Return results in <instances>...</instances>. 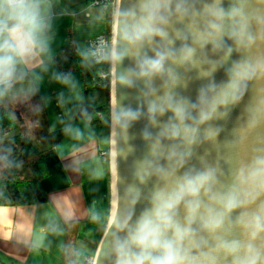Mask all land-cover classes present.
Segmentation results:
<instances>
[{
	"label": "clouds",
	"instance_id": "obj_1",
	"mask_svg": "<svg viewBox=\"0 0 264 264\" xmlns=\"http://www.w3.org/2000/svg\"><path fill=\"white\" fill-rule=\"evenodd\" d=\"M222 5L223 0H135L121 9L122 47L93 54L112 65L133 59L135 67L120 72L118 82L129 89L143 82V104L115 113L122 136L127 140L145 106L149 126L160 128L155 137L144 129L150 159L137 162L135 173L141 185L157 180L150 206L134 222V212L123 218L111 246L113 264H264V136L256 135L264 127V88L247 109L237 139L227 145L232 154L227 162L234 164L230 182L225 183L218 163L203 160L201 169L180 174L195 148L217 141L221 129L212 121L225 118L250 84L264 83V0H231L227 10ZM50 7L51 0H0V98L47 51ZM176 41L181 43L178 49ZM209 46L218 59L208 58ZM234 51L242 59L232 62L227 82L217 86L211 78ZM177 68L198 69L201 78L211 81L199 90L195 103L176 94L178 87H187ZM157 79L159 90L154 87ZM167 113L171 117L160 124L158 118ZM165 141L171 146L165 147ZM237 230L240 239L234 238Z\"/></svg>",
	"mask_w": 264,
	"mask_h": 264
},
{
	"label": "crops",
	"instance_id": "obj_2",
	"mask_svg": "<svg viewBox=\"0 0 264 264\" xmlns=\"http://www.w3.org/2000/svg\"><path fill=\"white\" fill-rule=\"evenodd\" d=\"M109 30V11L103 7L84 0H51L47 51L24 71L29 88L42 98L48 128L66 131L46 157L49 174L41 180L46 200L0 205V264H61L76 253L93 254L75 247L76 239L84 237L81 222L92 212H100L102 225L108 222L112 174L99 152L110 147L109 137L105 143L102 125L77 115L83 102L104 104L105 93L101 88L84 93L79 73L62 72L53 56L71 42L83 47ZM46 136L50 149L52 138Z\"/></svg>",
	"mask_w": 264,
	"mask_h": 264
},
{
	"label": "water",
	"instance_id": "obj_3",
	"mask_svg": "<svg viewBox=\"0 0 264 264\" xmlns=\"http://www.w3.org/2000/svg\"><path fill=\"white\" fill-rule=\"evenodd\" d=\"M135 3V0H117L116 9L114 13L113 26H112V39L111 48H121V32L123 30V20L121 9H127ZM231 0H223V7L227 10L230 7ZM255 7V5H253ZM177 28L183 29L184 25L177 24ZM229 45L230 41H226ZM181 46L180 41H176V48ZM149 56L153 55L151 50L146 49ZM207 56L210 60L218 59L211 52V46L207 49ZM199 56L200 53L198 52ZM242 59L241 55L235 51L232 54L231 59L220 67L211 78L217 84V86L226 83L228 80L227 69L231 67L232 62ZM110 70V169L112 174V203L110 207V216L105 229L98 241V244L94 252L93 264H113L114 257H111V246L113 238L117 235V229L120 227L123 218L126 215H133V222L140 215V213L149 207V196L154 190L157 180L155 177L148 180L146 184L141 185L136 177L137 162L149 158V148L147 143L144 141L142 133L147 127L155 137L159 131V127H150L147 119V109L144 107L143 111L145 115L136 123H134L128 130L127 140L122 136L120 129L117 127L114 116L119 108H131L137 110L142 104L143 99L141 92L144 88L143 82H138L135 88L129 89L122 87L118 82V75L120 72L125 71L129 68H134L135 64L133 59L126 58L122 64L112 65ZM176 71L180 76L187 81V87L180 86L175 92L177 95L189 99L195 103L198 98L199 90L209 84L211 81L207 78H201L199 76L198 69H192L185 72L183 69L177 68ZM154 87L158 90L161 88V81L157 79L154 81ZM264 88V83H252L248 86V91L243 97L242 101L231 107L228 115L222 119H216L212 121V126L219 127L221 132L215 143H202L200 146L194 149V155L185 166L187 171L188 168L194 167L201 169L202 160L211 165L217 163L225 173V183L230 182L231 169L234 164L227 162L230 155L227 145L237 139L236 130L246 124L247 121V109L253 105L257 99L258 91ZM163 95V92H159ZM223 111V110H221ZM171 113H167L164 117L158 118L160 124H164L171 117ZM203 129H201V135ZM256 135L264 136V127L260 128ZM255 139H250V144ZM165 147H170L168 141L164 142ZM126 155H123V153ZM161 165L167 167L166 160L160 161ZM136 197H139L138 202L134 203ZM264 203V199L260 201ZM255 209H252L254 211ZM239 215V212L234 213L232 219L235 220ZM181 216L183 212L181 211ZM120 239H123V235H119ZM234 238L240 239L241 233L237 230L234 233ZM259 247V244L257 245ZM231 264V261H228Z\"/></svg>",
	"mask_w": 264,
	"mask_h": 264
},
{
	"label": "trees",
	"instance_id": "obj_4",
	"mask_svg": "<svg viewBox=\"0 0 264 264\" xmlns=\"http://www.w3.org/2000/svg\"><path fill=\"white\" fill-rule=\"evenodd\" d=\"M90 5L92 0H84ZM110 34V30L108 32ZM53 60L64 73L77 71L81 78L82 91L86 93L92 88L99 87L105 93V102L102 105L92 107L86 102L80 106L77 115L85 116L93 125H102V120L110 118V63L106 59L96 60L85 45L76 47L69 43L63 50L53 56ZM100 71L106 74L99 76ZM28 94L33 98L30 106H23L22 111L28 113V119L33 123L26 131L20 130V124L26 123L27 118L21 116V109L11 104L15 98H10L9 93L0 98V138L8 135L0 146V205H24L44 202L46 194L42 188L41 180L49 174L46 157L53 151V146L64 135L66 129L51 131L48 128L46 114L43 108L42 98L39 93L32 91L28 86V78L23 69L21 81L17 83L12 91ZM100 112L102 119L95 117ZM27 119V120H26ZM107 128V126H106ZM37 136L49 135L52 138L50 149H40L32 133ZM106 134L107 129H106ZM34 136V135H33ZM107 158L103 161L104 168L109 169V150ZM27 168V173L23 171ZM100 223V212H92L81 222V232L84 236L90 235ZM83 236V235H82ZM80 259L83 254H75Z\"/></svg>",
	"mask_w": 264,
	"mask_h": 264
},
{
	"label": "rangeland",
	"instance_id": "obj_5",
	"mask_svg": "<svg viewBox=\"0 0 264 264\" xmlns=\"http://www.w3.org/2000/svg\"><path fill=\"white\" fill-rule=\"evenodd\" d=\"M116 2H117V0H113L112 4L110 5V7L108 9L109 16H110V29H111L110 30V36H112V26H113L114 13H115V9H116ZM111 39H112V37H111ZM109 48H111V44H110ZM23 89H25V88L21 87V90H18L17 92H14V91L9 92L10 98H15V101H12V99H11L10 105H13V103H14L15 106L18 107V104H19V109H21V111H20L21 116H23V117L25 116L28 119V117H29L28 113L26 114L24 111H22V107L23 106H30L31 101L29 100V98L30 99H33V98L29 97L28 94H25V93L23 94L22 93ZM110 120H111L110 118H109V121L107 119H103L102 120V126L100 128L102 131L105 130V132L107 129L108 136H106L105 134H102V137H103V141L105 143L107 141V137H109V146H110V130H111V127H110L111 121ZM32 124L33 123L30 122V119H28L26 123L20 124V130L26 131V130H28V128L30 129L32 127ZM98 124L96 126L99 128L100 125H98ZM106 126H107V128H106ZM7 136L8 135H5L4 137L0 138V146H1V143L7 138ZM32 137L34 138L36 145L40 149H45L48 146L47 142L49 139L47 136L35 137V134L32 133ZM108 150H109V161H110V147L108 148ZM0 167H1V165H0ZM109 167H110V165H109ZM23 171L25 173H27V168L23 167ZM106 224H107V222L104 225H102V223H99V225L96 227L95 231L93 233H91L90 235H87V238L85 236H84L85 238L84 237L77 238L75 241V247L80 252L93 253L92 255L94 256L95 248L98 244V240H99L100 236L102 235V233L105 229Z\"/></svg>",
	"mask_w": 264,
	"mask_h": 264
},
{
	"label": "built area",
	"instance_id": "obj_6",
	"mask_svg": "<svg viewBox=\"0 0 264 264\" xmlns=\"http://www.w3.org/2000/svg\"><path fill=\"white\" fill-rule=\"evenodd\" d=\"M113 0H92L90 5L93 6H101L104 9L108 10L110 5L112 4ZM73 43V42H71ZM111 44V36L109 33L102 34L96 38L87 40L85 42V47L91 51L92 54L96 53L98 50L107 52ZM96 60H101L97 56L93 55ZM99 76L105 77L106 74L102 71H100ZM99 88V87H96ZM95 117L98 119L103 118V114L100 112H97L95 114ZM100 158L104 161L107 158V151L106 149H102L99 152ZM94 256L92 254H85L80 259L76 257V255L71 256L68 258L65 262L61 264H93Z\"/></svg>",
	"mask_w": 264,
	"mask_h": 264
}]
</instances>
